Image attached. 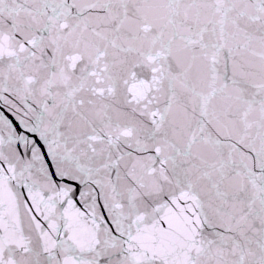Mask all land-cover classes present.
I'll list each match as a JSON object with an SVG mask.
<instances>
[{
    "label": "snow or ice",
    "instance_id": "1",
    "mask_svg": "<svg viewBox=\"0 0 264 264\" xmlns=\"http://www.w3.org/2000/svg\"><path fill=\"white\" fill-rule=\"evenodd\" d=\"M0 264H264V0H0Z\"/></svg>",
    "mask_w": 264,
    "mask_h": 264
}]
</instances>
